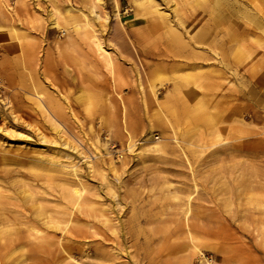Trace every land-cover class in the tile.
Returning <instances> with one entry per match:
<instances>
[{"label": "rangeland", "instance_id": "obj_1", "mask_svg": "<svg viewBox=\"0 0 264 264\" xmlns=\"http://www.w3.org/2000/svg\"><path fill=\"white\" fill-rule=\"evenodd\" d=\"M0 264H264V0H0Z\"/></svg>", "mask_w": 264, "mask_h": 264}, {"label": "bare ground", "instance_id": "obj_2", "mask_svg": "<svg viewBox=\"0 0 264 264\" xmlns=\"http://www.w3.org/2000/svg\"><path fill=\"white\" fill-rule=\"evenodd\" d=\"M94 4V3H93ZM93 9V8H92ZM58 21V19H56V18H54V20H53V23H56ZM74 166V165H73ZM73 166H71V167H73ZM69 189H71V188H69ZM70 192V191H69ZM71 192H74V193H76L77 195H80V190H79V188H77L76 186H74L72 189H71ZM71 196H72V194H71ZM121 205V204H120ZM190 208V207H189ZM71 211V210H70ZM187 213V212H186ZM69 221V220H68ZM58 239V238H57ZM201 256L203 257L204 256V254L202 253L201 254ZM206 260H207V258H205Z\"/></svg>", "mask_w": 264, "mask_h": 264}]
</instances>
